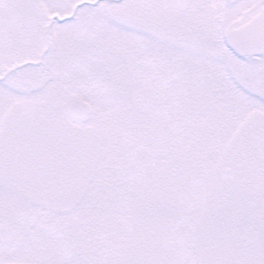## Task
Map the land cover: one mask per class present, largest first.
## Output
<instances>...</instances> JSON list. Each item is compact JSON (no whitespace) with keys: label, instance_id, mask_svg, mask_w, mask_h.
<instances>
[{"label":"snow or ice","instance_id":"snow-or-ice-1","mask_svg":"<svg viewBox=\"0 0 264 264\" xmlns=\"http://www.w3.org/2000/svg\"><path fill=\"white\" fill-rule=\"evenodd\" d=\"M0 264H264V0H0Z\"/></svg>","mask_w":264,"mask_h":264}]
</instances>
